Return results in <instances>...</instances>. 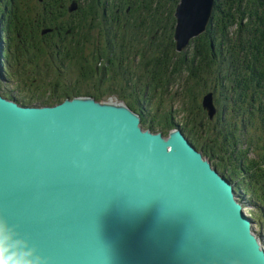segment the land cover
<instances>
[{
    "label": "water",
    "instance_id": "obj_1",
    "mask_svg": "<svg viewBox=\"0 0 264 264\" xmlns=\"http://www.w3.org/2000/svg\"><path fill=\"white\" fill-rule=\"evenodd\" d=\"M215 3L180 1L179 51ZM15 102L0 96V224L49 264H264L231 185L179 134L165 142L129 107L94 98ZM204 106L213 116L211 94Z\"/></svg>",
    "mask_w": 264,
    "mask_h": 264
},
{
    "label": "rangeland",
    "instance_id": "obj_2",
    "mask_svg": "<svg viewBox=\"0 0 264 264\" xmlns=\"http://www.w3.org/2000/svg\"><path fill=\"white\" fill-rule=\"evenodd\" d=\"M237 1H248L247 7H251L259 1L264 4V0ZM34 2L35 0H16L17 5L18 3L22 4L21 8L24 9V12L26 6L28 9L29 5ZM5 3H8V6ZM75 3L77 8L71 10ZM86 3L88 6L84 7ZM232 3L235 1L230 0L229 4ZM3 6L7 7L5 20L10 19L14 25L19 26V21L15 19L18 15L15 1L0 0L1 12L4 11ZM108 6L111 8L109 9ZM221 7L227 9L225 0L222 1ZM58 9H61L63 15L60 18L65 23H59L58 19L54 18ZM88 9L91 12L84 17L83 15ZM120 12L119 0H67V3L48 0L47 3L38 7L37 14L30 13L29 19L25 22L26 34H22L20 37L16 36L14 26H9L11 30L7 29V25L3 26L4 22L0 17V95L4 96V93L10 92L9 97H5L8 100L17 101L18 99L23 102L17 101L19 105L43 108L49 106L54 108L66 100L76 98H94L95 95L99 97V100L97 98L95 100L100 103L129 107L140 116L139 127L144 132L154 135L162 134L164 138L169 139V131H179L177 134L184 138L206 162L211 163H209L210 166L212 165L211 169L223 177V181L231 185L235 204L241 208L237 211H240V217L247 226L242 225L250 235L254 234L256 244L259 246L258 252L262 253L259 256H264V212L258 205L251 202L252 197L257 202L260 200L258 196L264 194V189L257 187V185L264 186V138L260 133L264 128V96L261 97L262 104L256 101L253 108L236 111L234 116L227 113V109H225L230 106L229 88L233 82V73L225 67L220 68L222 75L217 87L212 82V70L209 73V81L206 79L205 82L203 81L200 75L204 71V66L212 69V63H206L208 57L204 45L206 40L201 38L206 34L210 24L206 32L190 39L188 47L179 51L175 39L177 19L175 17L173 40H169L168 34L170 35L173 30L172 23L164 17L160 22L162 34L159 38L164 41L161 46L164 49L168 48L170 52L153 58L151 57L153 46L144 44V47L138 43V33L142 36L138 27L143 29V26L132 19H126L125 22L119 21L117 13ZM75 16L80 26V32L77 33L70 24L75 20ZM82 16L83 20H79ZM24 17L26 18L25 13ZM251 19H254L253 23L256 21L259 25L255 16H252ZM258 19L264 27V13L260 14ZM236 21H238L237 17H234V22ZM60 26H62V30L58 29ZM262 29L255 26L252 28V43L259 46L260 50L264 52V43H260ZM19 31L22 32V30ZM83 31L90 35L88 40H91V43L82 41L81 32ZM58 33L61 35L56 36ZM123 34L130 35L131 38L113 40V37L117 38ZM149 34L152 36L154 31H150ZM11 39L16 41L11 44ZM71 42H74L73 46H71ZM74 46H77V50L72 53ZM144 48L147 52L146 55ZM79 50H82L86 58ZM187 50L188 57L182 56L181 54ZM38 55L42 56L38 57ZM32 56L36 58H32ZM62 56H67V63L62 60ZM147 57H151V60H145ZM244 58H248L247 55ZM6 61L9 62V67ZM177 63L183 68H189L190 71L178 72ZM244 63L248 64L246 60ZM96 64L98 65L96 66ZM125 64L133 65V70L131 66L126 70L123 69ZM235 66H237L236 69L244 68L243 61L235 63ZM83 67L87 69L86 76H84L86 71L83 70ZM95 67L99 68L98 72L93 69ZM151 67L159 68L161 73L152 71ZM17 83L20 86L16 85ZM110 89L116 93L111 95L107 92ZM210 94L214 103L213 116L204 106L205 97ZM137 99L139 100L138 105L135 104ZM258 103L262 105V111L257 106ZM194 104L200 108V111L197 110V112L199 111L201 114L195 115V118H187V115H190L195 109H189L186 105ZM178 112L184 115L181 116ZM169 121L177 127L170 130ZM248 128L252 139L251 150H246L247 145H245V147L237 149L239 155H231L233 147H226L224 142L222 143V139L225 136L227 140H230L231 136L235 140L237 135V141H239L243 136L242 132L244 133ZM244 142L245 137L241 144ZM212 153L220 158L218 162L217 159L208 161V154L212 156ZM244 158L250 160V169L248 167L245 179L251 178V183L254 185L247 192L248 194L240 187L245 173V169L242 167V172L240 168ZM246 164L248 166V163ZM216 165L219 166L218 170ZM260 167H263V171L260 170ZM232 169L238 173L236 180L228 175L231 174ZM259 171L263 173L258 174ZM255 192L257 194H254Z\"/></svg>",
    "mask_w": 264,
    "mask_h": 264
},
{
    "label": "trees",
    "instance_id": "obj_3",
    "mask_svg": "<svg viewBox=\"0 0 264 264\" xmlns=\"http://www.w3.org/2000/svg\"><path fill=\"white\" fill-rule=\"evenodd\" d=\"M16 1V0H15ZM61 1L63 3H67V0H57ZM223 0H216V6L213 12L212 16V23H210V26L206 32L201 38H205L206 44V52H207V61L206 63H212V69L207 68L204 66V71L201 72L200 77L203 78V81H209V73L210 70H212L211 73V78L213 84L217 87L218 82L220 84V79L222 75V70L220 68L225 67L226 69L230 70L233 73V82L230 86L229 90V98H230V106L227 108V113L230 114H236L237 112L240 111H245L248 108H253L255 105L256 101H259L261 104L263 100L261 99L262 96H264V52H262L259 48V46H255L252 43V38H253V33H252V28L255 26L257 28H263L262 30V35L260 36V43H264V27L260 23V20L258 19V16L260 14L264 13V4L262 2H255V4L251 7H247L248 1L247 2H238L237 0H234L235 3L229 4L230 0H225L227 4V9H222L221 4ZM20 3L22 1H19ZM47 3L48 0H44L43 2L35 0L33 3L36 6V3ZM18 4V8H16L17 16H16V21H19V26L14 25L11 20L6 22L8 26V30H11V26H14V29L16 31V36L19 37L22 34H26V30H23V25L25 21L24 17V9L21 8L22 4ZM180 0H119L121 12L117 13L119 16V21H126V19H132L135 21H138V24L143 26V29L141 27L138 29L140 32H142V36L139 35L138 33V43L142 45H148L153 46L152 48V56L153 58L157 57L158 55H165L170 52L168 48H163L161 45L164 44L163 39L159 38L160 35L162 34V28L160 27V22L162 19L165 17L169 19V21L172 23V32L170 35L168 34L169 40H173V33H174V27L176 25V19H175V9L177 5H179ZM80 5V4H79ZM88 3L84 5V7H87ZM110 9L111 7L108 6ZM118 9V8H117ZM116 9V11H117ZM129 9V11H128ZM91 10H86V13L83 15L84 17L89 14ZM114 12V11H113ZM83 16L79 18V20H83ZM252 16H255L259 22V25H257L256 21L253 23L254 19H251ZM104 17L106 15L104 14ZM234 17H237V24L234 22ZM114 21H116L114 19ZM121 23V22H120ZM10 26V27H9ZM236 28L234 29V27ZM231 27V29H230ZM18 28V29H17ZM19 30H22L19 31ZM154 31V34L150 36L149 32ZM78 31L80 32V26L78 24ZM218 32V34H217ZM82 35V41L84 42H89L91 43V40H88L89 34L86 33V31L81 32ZM92 36V35H91ZM146 36V37H145ZM127 38H131L130 35L123 34L121 36H118L117 38L113 37V40H125ZM201 38L199 39L201 41ZM174 43V42H173ZM144 45V47H145ZM170 48H172L171 45H169ZM175 49V48H174ZM80 51V50H79ZM86 51V50H85ZM145 55H146V50L144 48ZM82 53V56L86 58V55ZM182 56H187L188 57V50L184 53L181 54ZM245 55H247L248 58H244ZM42 56V55H38ZM80 56V55H79ZM151 57H147L145 60L149 61L151 60ZM32 58H36L32 56ZM180 59V58H179ZM209 59V60H208ZM175 60V58H174ZM244 60L248 62L246 65L244 63ZM243 61V66L244 68L242 69H236L237 66H235V63H240ZM165 62V61H164ZM168 63V61H166ZM98 64H96L97 66ZM178 72H189V68L185 67L183 68L182 65L178 64ZM129 66L132 67L133 70V65L125 64L123 65V69H127ZM96 72H98L99 68L95 67ZM236 69V70H235ZM83 70L86 71L87 75V69L86 67H83ZM135 70V67H134ZM151 70L154 72H160L159 68L151 67ZM106 71V70H105ZM161 73V72H160ZM203 82V84L206 87V84ZM20 86V84L18 85ZM207 91V89H206ZM108 93L111 95L116 93V91L113 90H108ZM3 94V93H2ZM11 93L9 92L8 94L4 93V97L10 95ZM260 96V97H259ZM77 97H80L77 95ZM16 98V97H14ZM99 100V97L94 95V99ZM17 99V98H16ZM19 103H23L22 101H19ZM138 99L135 104L138 103ZM28 103L27 101H25ZM25 103V104H26ZM258 103V107L262 109V105ZM138 105V104H137ZM132 106V105H130ZM189 109H195L194 112H191L190 115H187V118H195L194 116L201 114L200 108L197 107L196 104L194 105H186ZM138 108V106H136ZM132 108V107H131ZM145 108V107H144ZM197 110H199L197 112ZM182 112V110L180 109ZM181 116H183L180 112H178ZM235 116V115H234ZM205 123V120H204ZM169 126L171 127L170 130L174 129L175 126L174 124L169 121ZM155 129V127H153ZM216 132V131H215ZM223 133V132H222ZM261 136L264 138V128L261 130ZM226 134V133H224ZM242 137L239 141H237V135L234 137L230 136V140H227V138L224 136L222 139V143L226 145V147H233V150L231 151V155L238 154L239 152L237 149L240 147H245L247 145L246 150H251V144H252V139H251V133L249 128L242 132ZM245 137V142L241 144V142L244 140ZM191 140V139H190ZM241 145V146H240ZM228 153V149H227ZM229 154V153H228ZM208 154V158L211 161H219V157H217L214 153H212V156ZM240 156L243 157L242 154ZM250 160L245 159L241 161L242 165L240 166L241 171L243 172L242 167L245 169V173L243 174V180L240 182V187L241 189L247 193L250 191L254 185L251 183V178L245 179V175L247 174L246 172L248 171V167L250 169ZM222 163V161H221ZM248 163V166L247 164ZM264 164V163H263ZM217 169L219 166H217ZM239 170V168H238ZM260 170L263 171V167H260ZM256 174V170L254 171ZM263 172H258V174H261ZM232 174V176H231ZM231 174H228L232 179L236 180L237 179V172L232 169ZM254 174V175H255ZM259 188H263V185H257ZM248 194V193H247ZM254 194H257L256 192ZM250 195V194H249ZM260 200L255 202L254 197H252V204L258 205L264 212V194L258 196ZM255 214V213H254Z\"/></svg>",
    "mask_w": 264,
    "mask_h": 264
},
{
    "label": "clouds",
    "instance_id": "obj_4",
    "mask_svg": "<svg viewBox=\"0 0 264 264\" xmlns=\"http://www.w3.org/2000/svg\"><path fill=\"white\" fill-rule=\"evenodd\" d=\"M88 150V146H85ZM0 220L7 222V218L0 216ZM22 237L18 226H13L9 232L3 224H0V264H49L48 259L39 253V249L29 239ZM14 241V242H13Z\"/></svg>",
    "mask_w": 264,
    "mask_h": 264
},
{
    "label": "flooded vegetation",
    "instance_id": "obj_5",
    "mask_svg": "<svg viewBox=\"0 0 264 264\" xmlns=\"http://www.w3.org/2000/svg\"><path fill=\"white\" fill-rule=\"evenodd\" d=\"M45 3V2H44ZM44 3H36V6L34 5V4H31V5H29L30 7L27 9V7L28 6H26V10H25V14H26V19H25V21H24V24H25V22H26V20H28L29 19V16H30V13L31 12H33L34 14H37L38 13V7H40V5L41 4H44ZM2 4H3V2H2ZM15 6H16V8H18V5H17V3H16V1H15ZM0 9H1V7H0ZM3 9H4V13L6 12V9H7V7H5V6H3ZM63 15V13H62V11H61V9H58L56 12H55V16H54V18L55 19H58V22L59 23H65L60 17ZM5 17H6V14H5V16H4V19H5ZM39 17V16H38ZM40 18V17H39ZM10 20V19H9ZM4 21V20H3ZM71 24V26H72V28L73 29H75V31H76V33L78 32V22H77V20H76V16H75V20L73 21V22H71L70 23ZM26 30V26L25 25H23V30ZM58 29H60V30H62L63 28H62V26H60V27H58ZM26 32V31H25ZM59 35H61V33H58L56 36H59ZM20 37V36H19ZM77 39V38H76ZM12 42H15L13 39L12 40H10V43L12 44ZM73 44H74V42H71V46H73ZM75 50H77V46H74L73 48H72V53H75ZM74 56V55H73ZM75 57V56H74ZM62 58V60L64 61V62H66L67 63V60H68V58H67V56H62L61 57ZM76 58V57H75ZM7 65H8V67H9V62H7ZM12 65V64H11ZM13 67H15L14 65H12ZM66 68V67H65ZM75 79V78H74ZM4 97V96H3ZM17 102V101H16ZM19 104V103H18Z\"/></svg>",
    "mask_w": 264,
    "mask_h": 264
},
{
    "label": "bare ground",
    "instance_id": "obj_6",
    "mask_svg": "<svg viewBox=\"0 0 264 264\" xmlns=\"http://www.w3.org/2000/svg\"><path fill=\"white\" fill-rule=\"evenodd\" d=\"M15 1V0H14ZM41 2H43V0H40ZM8 4V3H7ZM6 3H5V5H7ZM19 4V3H18ZM180 4V3H179ZM8 6V5H7ZM4 16H5V13H4V11H0V17H1V19H2V21L4 22V25L3 26H5L6 27V25H7V23L6 22H8V21H10L9 19H8V21L7 20H5L4 19ZM33 28V27H32ZM5 32V31H4ZM16 32V31H15ZM4 34V33H3ZM5 35V34H4ZM12 35V34H11ZM5 38V37H4ZM3 38V39H4ZM12 40V39H11ZM16 41V40H15ZM15 45V44H14ZM12 46V45H11ZM14 47V46H13ZM3 58V57H2ZM13 58V57H12ZM3 60V59H2ZM8 60V59H7ZM6 63H7V61H6ZM4 66V65H3ZM8 66V65H7ZM1 67V66H0ZM13 71V70H12ZM16 73V72H15ZM7 75V74H6ZM12 76V75H11ZM9 79V78H8ZM15 80V79H14ZM13 80V81H14ZM9 83V82H8ZM16 85H19V83H17ZM60 93V92H59ZM1 96V95H0ZM1 97H3V96H1ZM3 98H5V97H3ZM91 98V97H90ZM8 99V98H7ZM71 101H73V100H71ZM15 103H18V102H15ZM28 104V103H27ZM19 105V104H18ZM31 106V105H30ZM58 106V105H57ZM43 108V107H42ZM45 108V107H44ZM49 108H50V106H49ZM172 132H174L175 134L177 133V132H179V131H172ZM160 136H161V139L163 140V141H165V142H169V139H166V138H164L163 136H162V134H160ZM176 136H177V134H176ZM178 137V136H177ZM178 139L181 141V139L178 137ZM189 144V143H188ZM186 148V147H185ZM189 149L191 150L192 148H187V152L189 153ZM166 150H167V147H166ZM208 161H209V159H208ZM210 163V162H209ZM211 164V163H210ZM212 166V165H211ZM217 169V168H216ZM218 170V169H217ZM226 177V176H225ZM223 178V177H222ZM233 191V190H232ZM237 213H238V211H237ZM241 221V223L243 224L244 222L242 221V220H240ZM247 233V232H246ZM253 233V232H252ZM247 235L249 236V234L247 233ZM252 235V234H251Z\"/></svg>",
    "mask_w": 264,
    "mask_h": 264
}]
</instances>
